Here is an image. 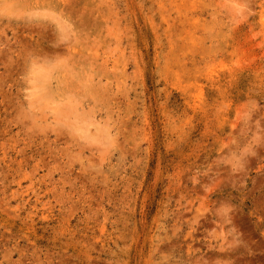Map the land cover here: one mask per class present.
I'll list each match as a JSON object with an SVG mask.
<instances>
[{
    "label": "rangeland",
    "instance_id": "rangeland-1",
    "mask_svg": "<svg viewBox=\"0 0 264 264\" xmlns=\"http://www.w3.org/2000/svg\"><path fill=\"white\" fill-rule=\"evenodd\" d=\"M0 264H264V0H0Z\"/></svg>",
    "mask_w": 264,
    "mask_h": 264
},
{
    "label": "bare ground",
    "instance_id": "bare-ground-1",
    "mask_svg": "<svg viewBox=\"0 0 264 264\" xmlns=\"http://www.w3.org/2000/svg\"><path fill=\"white\" fill-rule=\"evenodd\" d=\"M62 10H63V9H62ZM64 10H65V9H64ZM65 15H66V14H65ZM55 23H56V22H55ZM67 25H69V22L67 23ZM72 50H73V48H72ZM70 52H71V51H70ZM74 52H75V51H74ZM80 53H81V52H80ZM75 54H76V53H75ZM75 54H73V52H72V55H73V56H74ZM73 56H72V57H73ZM71 59H72V58H71ZM72 60H74V59H72ZM48 61H49V60H48ZM77 61H78V60H77ZM77 61H75V62H77ZM72 64H73V63H72ZM76 64H77V63H76ZM73 66H74V65H73ZM73 66H71V67H73ZM64 67H65V66H64ZM66 67H67V66H66ZM59 69H60V68H59ZM70 69H73V68H70ZM54 70H56V69H54ZM60 72H62V71L60 70ZM60 72H59L58 75H60ZM57 73H58V72H57ZM62 74H63V73H62ZM62 74H61V75H62ZM63 76H64V74H63ZM71 77H72V76H71ZM71 79H72V78H71ZM71 79H70L69 81H72ZM61 80H62V79H61ZM61 80H60V81H61ZM63 82H64V81H63ZM69 83H70V82H69ZM55 84H56V83H55ZM66 85H67V84H66ZM66 87H67V86H66ZM59 89H60V88H59ZM59 89H58V90H59ZM62 90H63V89H62ZM56 91H57V90H56ZM56 91L54 90V92H56ZM58 94H59V93H58ZM61 94H62V93H61ZM55 97H56V96H55ZM64 97H65V96H64ZM58 99H59V98H58ZM70 110H71V109H70ZM67 112H68V111H67ZM68 113H69V112H68Z\"/></svg>",
    "mask_w": 264,
    "mask_h": 264
}]
</instances>
